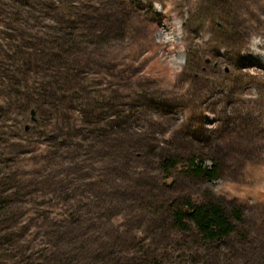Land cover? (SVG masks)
Masks as SVG:
<instances>
[{
  "label": "rangeland",
  "instance_id": "1",
  "mask_svg": "<svg viewBox=\"0 0 264 264\" xmlns=\"http://www.w3.org/2000/svg\"><path fill=\"white\" fill-rule=\"evenodd\" d=\"M185 199L243 219L210 248L162 241L150 208ZM151 252L264 264V0H0V264Z\"/></svg>",
  "mask_w": 264,
  "mask_h": 264
},
{
  "label": "trees",
  "instance_id": "2",
  "mask_svg": "<svg viewBox=\"0 0 264 264\" xmlns=\"http://www.w3.org/2000/svg\"><path fill=\"white\" fill-rule=\"evenodd\" d=\"M57 47L62 49L60 44ZM191 162V172L194 175L204 176L210 180L217 178V168H206L196 159ZM132 163L133 159L129 153L125 156L123 168L128 169ZM178 164L179 162L175 158L161 160L157 169L162 175L159 178L160 182L163 177H169ZM150 210L157 213L160 220L162 219L168 225L160 231L162 241L167 239V231L177 236L191 234L193 240L202 248H210L228 240L236 233L237 223L243 219L241 208L235 205L227 206L224 202L214 199L202 203H196L190 199L173 200L170 205L167 200H162L159 205H152ZM164 257V254L151 252L145 260L139 259L138 261H143V264H165ZM119 260V264H133L135 261L133 258L120 259V255ZM136 262L134 264H137Z\"/></svg>",
  "mask_w": 264,
  "mask_h": 264
},
{
  "label": "water",
  "instance_id": "3",
  "mask_svg": "<svg viewBox=\"0 0 264 264\" xmlns=\"http://www.w3.org/2000/svg\"><path fill=\"white\" fill-rule=\"evenodd\" d=\"M31 117H32V120L35 122L36 121V112L35 111H32L31 112ZM29 130V127L26 128V131Z\"/></svg>",
  "mask_w": 264,
  "mask_h": 264
}]
</instances>
